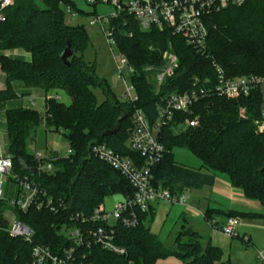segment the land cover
I'll use <instances>...</instances> for the list:
<instances>
[{"label":"trees","instance_id":"obj_1","mask_svg":"<svg viewBox=\"0 0 264 264\" xmlns=\"http://www.w3.org/2000/svg\"><path fill=\"white\" fill-rule=\"evenodd\" d=\"M62 3L75 9L70 0H15L6 8L5 19L0 20V66L6 77L0 103L30 94L29 90L19 91L18 83L26 88L42 87L46 93L62 88L71 97L69 104L57 98L45 101L46 128L63 133L72 149L68 156L52 160V172L26 171L20 162L24 160L29 167L38 169L39 161L28 151L27 140L40 123V113L23 105L6 110L8 152L14 171L34 179L47 196L54 198L57 209L32 207L26 212L17 211L18 218L34 231V243L54 251L74 247L73 264H157L160 257L171 255L186 264H221L217 260L221 249L204 246L200 235L191 229L179 232L171 247L162 243L149 228L153 204L146 211L137 209L136 227L115 225L116 242L125 247V254L95 243L87 232L94 224L81 223L71 216L92 214L111 195L134 196L135 188L129 179L108 163L90 156L89 150L93 143H101L138 158L139 154L127 145L137 109L155 121L168 94L193 89L195 78L215 81V62L229 77L264 75V1L229 6L205 16L208 39L204 52H198L169 28L143 30L126 11L109 16L116 45L135 71L131 80L138 100L134 102L119 99L106 79L97 74L96 61L84 58L90 38L84 25L66 22ZM68 44L74 53L67 64L61 54ZM18 48L29 52L31 60L5 53ZM166 50L177 55L176 70L157 85L153 74L165 65L162 54ZM96 87L105 93L100 102ZM259 100L255 95L228 99L214 93L194 102L189 112L176 113L160 133L165 152L152 167L153 184L179 195L211 186L215 173L224 172L232 185L264 206V129H258L253 122L260 115ZM242 107L246 108V118L240 115ZM195 116L199 118L197 125L179 127L186 118ZM175 146L193 151L201 166L192 168L177 162ZM211 212L208 209L204 213L207 220H211ZM248 214L264 217L260 213ZM226 216L239 214L231 211ZM64 227H81L85 242L76 244L62 232ZM30 248L29 242L0 230V264H23Z\"/></svg>","mask_w":264,"mask_h":264},{"label":"built area","instance_id":"obj_2","mask_svg":"<svg viewBox=\"0 0 264 264\" xmlns=\"http://www.w3.org/2000/svg\"><path fill=\"white\" fill-rule=\"evenodd\" d=\"M15 0H0V20L6 17V8L13 5ZM103 2H112L117 11L113 16L126 11L133 15L139 26L143 30L157 28L163 30L171 29L174 33L180 34L187 44L194 47L198 52H204L207 47L208 28L205 23V16L217 13L229 6H242L247 2L264 0H130L122 2L121 0H102ZM67 13L75 15L71 6H67ZM104 18L101 17L100 20ZM108 21V19H107ZM109 24V21H108ZM103 33L109 44H116L114 30L103 27ZM162 57L165 65L156 70L153 79L157 85H161L166 78L175 73L178 57L173 52L166 50ZM217 79L215 81L206 78L201 81L199 78L194 80V88L185 92H172L168 94L159 108L158 117L155 121H150L146 113L137 109L133 116V128L127 145L129 149L137 154L138 158L116 152L105 144L93 143L90 146V156L108 163L119 170L135 188V194L132 198L122 197L117 200L112 208L101 204L90 215L80 213L72 214L71 218L81 221V223H93L94 226L87 232L91 239L100 244L103 248L109 249L115 253L125 254L124 246L119 245L116 235V226L121 224L127 228L136 227L139 223L137 209L146 211L158 200H166L170 203H180L187 205L189 195L181 193L173 195L167 188L157 187L153 184L152 167L159 162L165 152V146L160 140V133L165 124L173 119L176 113L189 112L194 102L198 99L218 93L228 99H235L241 96L249 97L255 95L259 97L258 118L253 120L258 129H264V75L247 74L235 77L226 75L224 69L214 63ZM127 67L131 74L134 68L129 66L127 58L121 53L120 60L117 62V68L123 73L122 68ZM152 69V67H148ZM125 82V78H123ZM126 83V82H125ZM124 100L131 102L138 100L133 83L126 85L122 94ZM57 98V93L48 94L46 99ZM31 99H34L33 97ZM240 115L247 117L246 108H240ZM199 122L198 116L186 118L179 124V127L195 126ZM184 125V126H183ZM61 133V132H60ZM63 134V133H62ZM72 153L69 149L65 156ZM36 160L39 161L38 171L52 172V160L56 155L45 159L41 153H33ZM143 160V161H142ZM8 179H15L19 185L17 197L11 201V204L17 211L26 212L32 207L41 209L43 206L52 211H56V202L52 196H47L40 185L28 175H20L14 171L13 159L7 149L0 145V202L3 200L4 183ZM9 209L0 210V230L6 232L10 237L22 238L31 244L28 259L23 264H73L75 261V248H63L60 251H54L51 247L34 243V231L25 224L18 216L14 215V220L9 222L6 218V212ZM110 219H113L110 222ZM212 229L229 237H239L238 225L240 218L237 216H228L222 225H217L208 220ZM64 230L76 244L85 242L84 232L81 227H64ZM246 240V237H243ZM257 264H264V249L257 250Z\"/></svg>","mask_w":264,"mask_h":264},{"label":"rangeland","instance_id":"obj_3","mask_svg":"<svg viewBox=\"0 0 264 264\" xmlns=\"http://www.w3.org/2000/svg\"><path fill=\"white\" fill-rule=\"evenodd\" d=\"M75 5V15L67 13V6L62 3L60 6L64 9L65 20L68 24H82L90 38V43L84 49V58L97 63V74L101 78H105L111 91L121 100L122 94L126 85L132 84V74L127 67H123V73L118 70L117 62L120 60L121 52L116 44H109L103 33V27L108 26L107 19L109 16L116 14V7L112 2H103L102 0H70ZM128 2L130 0H121ZM103 17V20L100 18ZM1 67V66H0ZM2 71V70H1ZM125 78V82L123 80ZM30 94H24L22 98H15L4 103H0V145L7 149L8 134L6 125V110L14 106H28L36 109L40 115L39 125L30 132L27 140V149L31 153L39 152L44 158H50L56 155H66L69 151V144L66 137L56 131L46 128L45 124V90L42 87H32ZM52 93L57 92L60 95V100L69 104L71 97L62 88L51 89ZM98 101L105 98V93L100 87L94 89ZM35 94L34 99L31 95ZM184 126V125H183ZM174 158L177 162L188 167L199 168L201 166L200 158L191 150L175 146L173 148ZM18 183L15 179H8L4 183V195L1 201L0 208L9 209L6 212V218L9 222L14 220V215H17V210L11 204V201L18 195ZM199 192L198 189H190L185 193L190 194L191 202L194 206H199L192 199ZM116 195V194H115ZM111 195L106 197L104 203L106 207H112L116 201V196ZM189 203V202H188ZM200 207V206H199ZM186 207L179 203H170L166 200H158L154 204V213L149 220L150 231L166 246L171 247L174 244V239L179 231L189 226L198 225L201 234L200 241L206 243L211 241L209 228L202 216L197 219H192L184 211ZM263 214L264 213H260ZM113 219H110L112 222ZM240 225V224H239ZM208 230V231H207ZM62 232H65L63 229ZM260 233V232H258ZM263 233H261V237ZM212 240L220 247V257L217 259L221 264H257L255 259V247L253 241H245L240 237H229L220 232L212 233ZM264 240V239H263ZM259 248L257 250H263ZM175 264H186L177 256L160 257L158 264L163 261Z\"/></svg>","mask_w":264,"mask_h":264},{"label":"crops","instance_id":"obj_4","mask_svg":"<svg viewBox=\"0 0 264 264\" xmlns=\"http://www.w3.org/2000/svg\"><path fill=\"white\" fill-rule=\"evenodd\" d=\"M5 53L12 56L22 57L25 60H31V54L25 51L24 49H20V48L12 49L6 51ZM16 87L19 91H27V90L31 91L30 90L31 88H26L20 83H18ZM5 88H6V77L2 73L0 67V90H4ZM48 94H53V93L51 90H49L47 93H45V95L47 96ZM31 97H35V94L31 95ZM198 190L199 192L195 194L192 200L195 203L197 202L200 207L194 206L195 204L190 201L191 196L189 193H188L189 198L187 201V205L185 204L182 205L186 207V210L184 212L188 214V216H190L192 219L193 218L197 219L198 217L202 216L206 222L207 227L210 229L209 232H210L211 241H207L206 243H203L201 241V243L204 246L210 244L212 246L219 247L216 245L217 243L212 240L213 238L212 233L213 232L215 233L216 231L212 229L208 220L204 216V213L208 209H212L211 221H213L217 225H222L227 217L226 214L228 212L234 211L239 214V218H240V223H239L240 225H238L239 237L243 239V237L245 236L246 237L245 241H253V245L255 247V259H257L256 257L257 249L264 247V240H263L264 217L250 216L248 213H264V206L261 204V202L256 199L247 197L242 188L232 185L228 175L224 172H216L213 184L211 186H205ZM115 196H116V201L120 200L123 197L120 194H116ZM155 202L153 203V210H154ZM185 229H191L196 233H198L201 237V234L198 230L199 229L198 225L189 226L188 228ZM182 230H184V228ZM261 233H263L262 237H261ZM160 264H175V263L166 262L164 259V261Z\"/></svg>","mask_w":264,"mask_h":264},{"label":"water","instance_id":"obj_5","mask_svg":"<svg viewBox=\"0 0 264 264\" xmlns=\"http://www.w3.org/2000/svg\"><path fill=\"white\" fill-rule=\"evenodd\" d=\"M74 53V50L71 49V46L68 44V46L64 49V51L61 54V58L64 60L65 63L68 64L69 61V56L72 55ZM115 132V131H114ZM21 165L23 166L24 170L26 171H32V172H37L38 169L37 168H32L29 167L24 160H20Z\"/></svg>","mask_w":264,"mask_h":264}]
</instances>
